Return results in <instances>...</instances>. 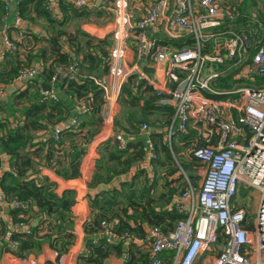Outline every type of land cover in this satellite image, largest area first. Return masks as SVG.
Segmentation results:
<instances>
[{
    "label": "built area",
    "instance_id": "1",
    "mask_svg": "<svg viewBox=\"0 0 264 264\" xmlns=\"http://www.w3.org/2000/svg\"><path fill=\"white\" fill-rule=\"evenodd\" d=\"M3 1L5 9L12 7V0ZM45 2L52 12L62 3L78 10L93 5L92 0ZM113 6L115 46L109 52L110 78L121 89L129 77L136 75L158 95L165 96L162 102L175 110L173 123L167 129V143L171 145L176 132L190 137L192 153L204 172L200 190L188 182L176 202V210L186 215L185 219L166 234L158 227L147 229V237L140 242L148 264H201L205 254L212 258L203 264H254L252 257L257 254V264H264V35L255 34L260 28H253L250 23L241 30L243 25H236L239 14L226 0H155L136 21L128 0H114ZM7 19L8 15L4 22ZM4 22H0L3 45L6 51H16L8 32L12 29L18 39L22 38L23 19L16 16L12 25ZM160 32L166 42L155 37ZM131 35L136 36L134 54L126 46ZM176 42L183 44L179 48ZM145 60L151 69L158 70L163 65L165 87L158 86L140 66L139 62ZM75 68L71 65L67 71ZM41 70L40 65L29 68L10 85L15 90L26 87L39 77ZM62 72L63 67H58L53 83ZM97 83L106 100L110 99V84L104 80ZM44 93L57 99L53 90ZM5 94V87H0V98ZM75 110L79 116L54 128L55 140L64 131L82 130L81 116L89 108L81 103ZM149 128L144 124L142 131ZM146 151L140 170H147L155 158L150 140L146 142ZM241 189L260 193L253 221L247 211L233 204ZM13 206L19 208L20 204L14 202ZM252 222L254 230L247 228ZM103 227L101 236L113 243L117 234L110 225ZM218 244L222 245L220 253L214 251ZM9 248L16 252L18 244L11 241ZM166 251H173L174 256L165 259ZM62 262L63 259L59 264ZM22 263L36 264L25 259Z\"/></svg>",
    "mask_w": 264,
    "mask_h": 264
},
{
    "label": "trees",
    "instance_id": "2",
    "mask_svg": "<svg viewBox=\"0 0 264 264\" xmlns=\"http://www.w3.org/2000/svg\"><path fill=\"white\" fill-rule=\"evenodd\" d=\"M262 4L264 0H244L240 9L232 6L239 14L236 25L242 24V30L251 21L258 20L264 26V11L260 7ZM61 5L64 12L79 14L78 9L72 6L65 3ZM11 6L5 9L4 1L0 0V22H4L6 15L8 19L20 16L23 20H32L34 19L32 13L35 12L38 18H44L51 24L55 23L52 11L48 9L45 0H16ZM27 32L23 27V37L18 40L25 39L26 41L30 38L32 34L30 31ZM63 36H68L69 40L73 41L76 54L82 55V60L79 58L72 60V57L63 50L59 43ZM32 37L35 41L39 40L37 35ZM79 37H82L80 33L73 36L68 35L66 31H56V36L49 41L51 55L48 56L47 51H42L34 57L40 62L32 67L40 65L42 70L39 76L46 82L38 83L41 94L39 102L28 103L27 101L21 117L17 115L16 108L7 107L12 109L10 112L15 111V117L0 118V202L2 201L0 212L4 211V215H10L14 228L20 230L19 233L15 231L10 235L7 233L9 228L6 231L4 226L2 228L4 224L2 223L0 235L5 237L6 242L18 241L15 254L20 258H24L31 251L39 250L43 241H49L51 248L60 258L69 252L75 241L74 226L79 205L77 192L73 189L60 191L58 181L53 176L43 174L41 169L44 165L37 163L36 159L41 156L42 152L46 154L47 149V154L43 156L48 168L54 170L65 180H78L82 176L80 168L87 152L86 146L91 143L99 126L104 122L103 106L106 104V97L97 80H101L98 79V75H106L109 71L110 51L106 47L108 44L106 40H99L97 43L89 40L83 44ZM12 41L17 47L16 51L6 52L17 55L20 43L17 40ZM175 44L180 48L183 43L176 42ZM15 55H12L11 60L6 62L7 65L9 61H12L9 63L10 67L6 66L0 71V87L12 84L21 73L32 68H24L25 63L30 64L33 61L31 56L28 61H20ZM71 65H76V68L68 74L67 69ZM58 67H63L64 72L59 73L53 83ZM74 72L83 76L77 80ZM224 82L228 83L226 80ZM44 84L51 86L55 94L54 90L59 88L65 96L70 97L73 104L68 107L71 109L73 107L75 110L77 105L86 103L89 111L81 117L84 116L85 122L87 121V124L93 128L86 130V123L83 122L82 130L64 131L60 139L55 140L52 136L54 128L63 125L71 116L68 117L70 111L62 99L57 95V99H52L49 94L44 93L46 90ZM163 97L165 96L158 95L145 80H139L136 75L129 77L123 85L119 104L123 108L138 109L146 116L141 119L128 118L126 126L119 118L115 120V127L119 132L107 139L99 149V158L88 187L107 185L114 178H120L135 168L139 171L131 181L123 182L120 188L102 189L89 195L90 213L84 225L85 248L77 264H106L111 256L123 259L125 264H148V256L137 241L140 242L147 237L149 227H158L166 234L172 232L178 222L185 219L186 215L176 210V202L180 193L172 187V184H184L185 187L181 192L183 193L188 184L182 181V175L179 172L181 170L191 172L194 170L192 166L195 165L201 167L200 162L194 158L192 153L191 138L176 132L169 145L165 138L163 139L162 132L153 130L150 134V141L153 144L155 158L151 160L150 166L156 171L154 179L151 181L146 171L139 169L147 155L146 142L140 137L143 125L150 124L147 116L158 115V120L162 119V123L168 128L173 123L174 107L164 104ZM17 100H22V96L17 95L14 101ZM65 105L68 109L64 111L66 115L58 110L60 106ZM54 112L59 116L57 122L52 121ZM74 116H79L76 110ZM11 118L13 121H10ZM46 120L48 125L54 127L45 142L36 141L34 132L49 128L44 124ZM152 124L149 125L150 129ZM66 135L79 136L81 141L79 146L74 148V152L69 155V167L57 169L51 166L52 153L50 151L59 154L60 151L55 148V145L59 143L57 145L61 146L62 138ZM177 157L180 160L179 166L175 165ZM4 159H6V164ZM190 178L197 179L198 177L191 176ZM14 202L19 203L20 207H14ZM4 205H8L6 210L3 209ZM34 215H37L38 220L35 226L31 225ZM104 224L110 225L117 234L113 243H109L101 236ZM249 229H253L252 224ZM219 239V242L223 240L222 234ZM173 256V251H166L163 254L165 259Z\"/></svg>",
    "mask_w": 264,
    "mask_h": 264
},
{
    "label": "crops",
    "instance_id": "3",
    "mask_svg": "<svg viewBox=\"0 0 264 264\" xmlns=\"http://www.w3.org/2000/svg\"><path fill=\"white\" fill-rule=\"evenodd\" d=\"M13 3L16 0H12ZM93 1V5L87 9H83L81 11H77L79 14H74L73 12H64L62 5L60 4L59 7H57L55 9L54 12H52V17L55 20V23L51 24L50 22L46 21L44 18H38L36 16V13L33 12L32 13V17L34 19H28V20H23V27L24 29L27 31H30V33L37 35V37L39 38L38 41H35L33 39V37L31 36L30 38H28L26 41L22 40L19 41L18 40V36L17 33L13 30L8 32L9 37L12 40H17L20 43V51L17 53V55H15L18 60L20 61H28L29 56H31V54H38L42 51H47L48 52V56L51 55V43L49 42L51 40L52 37L56 36V31L58 26L60 25L59 23H61L64 29V25H66V23H68L69 21H72L73 19L76 20V24L78 25L77 30L78 32H67L68 35H73L76 36L77 33H80L82 37H79L80 41L83 42V44L89 40L94 41V43H97L99 40H106L107 41V50L110 51V49L112 47L115 46V41L112 38V33L114 32L115 29V25L109 23V21H106V17H108L111 13L110 8H107V4L106 2H102L101 0H92ZM155 0H137L135 2V10H136V15L140 16L143 14V10L145 9L146 6H148V4L154 2ZM130 9V8H129ZM12 16V15H11ZM76 18V19H75ZM14 21L13 18H9L8 20L5 21V23L7 25L12 24V22ZM39 21V22H38ZM80 22V23H78ZM251 23H253V28L255 29H259V31L255 30V34H258V37H262L264 35V27L262 22L258 21V20H253L251 21ZM256 23V24H255ZM42 27L43 28L40 29L39 28ZM262 25V26H261ZM61 26V25H60ZM65 30V29H64ZM0 33H3V31H0ZM28 33V32H27ZM4 34V33H3ZM2 35V34H1ZM155 37L159 38V40L161 42H166L167 39L164 36V34L162 32L158 33L155 35ZM83 38L85 41H83ZM133 40V41H129V40ZM130 39L126 42V46H129L131 48L130 50V54H134V43L136 40V36L135 35H131ZM24 41V42H23ZM72 40H69L68 36H63L60 38L59 43L62 45L63 50L68 53L71 57L72 60H76V58H79L80 60L83 59L82 55H77L76 54V46L73 45ZM39 43H44L43 45H41ZM93 44V43H92ZM40 48V49H39ZM6 48L3 45V40L2 37L0 36V71L2 69H4L6 66L10 67V62L9 61L6 65V62L8 60H11V54L5 52ZM38 51V52H37ZM86 51H88V49H86ZM32 65H36L38 63L34 62V60L31 62ZM140 66L146 70L148 72L149 75L152 76V78L155 80V83L160 86V87H165L166 86V79H165V75H164V68L163 65H160L158 67V70L156 69V67L154 69L149 68V64L146 60L145 61H141L139 62ZM71 72L69 71L68 74H70ZM84 74V72H83ZM74 75L77 77V80L80 79L81 75L80 73H76L74 72ZM98 79L104 80L106 82H108L110 84L111 87V96L110 99L107 98V100L105 101L107 103V106H103V116H104V122L102 125L99 126V130L96 134V136L92 139L91 143L88 144L86 147V154L82 159V164H81V178H79L78 180H74V181H68L63 179L62 176L57 175V173L54 170H51L48 168V164L45 163L44 160V154L45 152L41 153V156L36 159V161H38L37 163H40V165H44V167L41 169V172L45 175H49V176H53L55 178L56 181H58V183L60 184V191L62 190H67V189H73L76 190L77 192V200L79 201V205L77 207V219L75 220V226H74V234H75V241L74 244L72 245V247L70 248L69 252L66 254V256H64L63 262L62 264H77V260L79 258V256L81 255V253L84 251L85 248V231H84V225L88 219V215L90 213V209H89V195L94 194L99 192L102 189H113V188H120L121 184L123 182L126 181H131L133 179V177L136 175V173L139 171L138 169H134L132 172L121 176L120 178H114L110 183H108L107 185H103V186H97L95 188H89L88 187V182L95 170V166H96V162L97 159L99 158V149L101 148V146L103 145V143L109 139L111 136L115 135L116 133H118L119 131L117 130V128L115 127V120L117 118H119L121 120V123L123 125H128V118H135L136 116L134 115V111L131 110H135V112L140 113L141 118H144L146 115L143 114V112H140L138 109L135 108H124L122 107V105L119 104V99L121 96V92H122V88L119 89V84L117 81L112 80L109 76V74L107 73L105 74H100L98 75ZM37 82L39 84H43L46 83L44 81V78H42L41 76L37 77ZM123 87V86H122ZM56 88V87H55ZM6 90V94L5 97H3L2 99L0 98V104L8 102L9 100H14L16 98V96H19V93H17V90H15V88L12 85H7L5 87ZM56 92V95L58 96V98L62 99V101H64L68 106H70V104H73V100H70V97H67L64 95V93L62 91H60L59 88H56L54 90ZM61 101V102H62ZM52 102V101H51ZM58 102H60L58 100ZM64 103V104H65ZM11 108H23L26 107L25 105H21L20 101H11L10 102ZM10 105H8V107H10ZM65 106H60L58 108V110L65 114L64 111H70L69 116H74L75 110ZM48 108H50L48 106ZM123 109V110H122ZM8 110H12L9 109ZM127 111V113H126ZM18 115V114H17ZM21 115V113H20ZM66 115V114H65ZM106 115L108 116L106 118ZM21 117V116H20ZM150 124H154V122L156 123L155 125H151V129L149 128V131L144 132L142 131L141 133V138L147 142L150 139V134L151 132H153V130H156L158 132H162L164 134L163 139L165 138L166 140V134H167V129L168 127H165L164 124L162 123V119L161 121L158 120V115H152V116H147ZM0 118L3 119V115H0ZM59 116L57 115L56 112L53 113V118L52 121L53 122H57ZM70 118V117H69ZM138 118V119H141ZM164 118V117H163ZM85 117H81L82 123H86L85 125V129L86 130H90L93 127L89 126V124H87V121L85 122ZM10 121H13V118L10 119ZM44 124L47 126V120L44 121ZM149 124V125H150ZM49 128L41 130V131H37L34 132L35 135V139L36 141L39 142H45L53 127H51V125H48ZM153 127V128H152ZM193 133V131H191ZM194 134V133H193ZM190 138V137H189ZM81 141V138L79 136H74V135H66L62 138V144L57 145L59 143H57L55 145V148L58 149L60 151V153H54L52 151H50V153H52V159H51V166L55 167L57 169H63L66 167H69V161H70V157L69 155H71L74 152V148L79 146V143ZM46 154H47V149H46ZM45 154V155H46ZM5 158V157H3ZM4 162L6 164V159H4ZM201 167H199L198 169H200ZM147 173V177L152 181L155 177L156 171L154 170V168H151L150 163L148 166V169L145 170ZM161 172V171H159ZM200 173V175L202 176V180H203V170L200 169L198 171ZM190 173V172H188ZM191 174V173H190ZM34 177V176H33ZM197 177V176H196ZM160 189V188H159ZM161 190V189H160ZM253 191V190H251ZM249 192L250 190H245V189H241L237 198L234 200L233 204L237 209H243L245 211H247L248 213V217L251 218V213H256L257 216V212H258V208L260 205V193L258 191H254L251 195L252 198V210H247L246 207H249L248 202H245V200L247 201V199L249 200ZM258 192V193H256ZM258 194V195H257ZM253 210H255V212H252ZM12 218L10 215L5 214L3 215L2 219H0V229H1V225L2 223H4L2 225L6 228L7 233H9L10 235L12 233H15V231H17L19 233V229H15L14 225L12 223ZM38 223L37 220V215L33 216V219L31 220V225L35 226ZM253 225V229H255V225L254 222L250 223L249 225H247V228L249 229L250 225ZM6 233V234H7ZM0 241H3V245L1 244L0 247V264H23L22 263V259L17 257L15 254L12 253V251L9 248V243L11 241H7L5 240L4 236L0 235ZM138 245L140 244L141 249H142V244L141 242L137 241ZM4 246V247H3ZM3 247V248H2ZM30 255V258L34 257L38 260L39 263L41 264H56L57 262V257H56V253L55 251L51 248V245L49 243V241H43L41 248L39 250H34L28 253ZM27 254V255H28ZM212 257L209 258L208 254H205L202 259H201V264H203L205 261L209 262L210 259ZM258 254L256 256L252 257V261L254 264L258 263ZM106 264H125L124 260L121 258H118L116 256H111Z\"/></svg>",
    "mask_w": 264,
    "mask_h": 264
},
{
    "label": "rangeland",
    "instance_id": "4",
    "mask_svg": "<svg viewBox=\"0 0 264 264\" xmlns=\"http://www.w3.org/2000/svg\"><path fill=\"white\" fill-rule=\"evenodd\" d=\"M137 0H128V2H129V4H130V13H131V16L133 17V20H138L139 19V16H137L136 15V10H135V2H136ZM102 2H106V3H108L107 4V8H110V10H111V13H110V15L108 16V17H106V21H109V23H111V24H114L115 25V21H116V15H115V11H114V6H113V2H114V0H103ZM226 2L229 4V5H231V6H235L237 9L239 8L240 9V7L242 6V4H243V2H244V0H226ZM264 4H262V5H260V7H262L261 8V10L262 11H264ZM81 10H83V9H79L78 11H81ZM76 19V18H75ZM76 20H72V21H69L68 23H66V25H64V29H63V25L61 24V23H59L60 25L58 26V28H57V31H66V32H71V33H73V32H78V30H77V24H76V22H75ZM39 22V21H38ZM78 23H80V22H78ZM39 28H40V25H39ZM43 28V25H42V27L40 28V29H42ZM30 34H32V33H30ZM35 34H32V36H34ZM83 41H85L84 40V38H83ZM129 41H133V40H129ZM40 44V47H41V45H43L44 43H39ZM40 49V48H39ZM19 51H20V49H19ZM18 51V52H19ZM6 52V51H5ZM38 52V51H37ZM11 54V57H12V55H14L15 53H10ZM37 54H31V57L33 58V60H34V62H36V63H39L40 61H39V59H36V58H34L35 56H36ZM33 65H32V63H30V64H28V63H25V67L24 68H26V67H32ZM3 86H1V88H2ZM4 88V87H3ZM39 84H38V82H37V78L34 80V82L33 83H30V84H28V86H26V87H23V88H20V87H18V89H17V93H19V95L20 96H22V100H20L21 101V105H25L26 106V103H27V101H28V103H30L31 101L32 102H39V98H40V91H39ZM11 101H14V100H9L8 102H5V103H2V104H0V115L2 116L3 115V117L6 119L7 117H12V116H14L15 117V115H14V112L16 111L17 112V114L20 116V113H22L23 112V108H16V110L14 111V112H10V111H12V110H8V105H10V102ZM10 107H11V105H10ZM124 109V108H123ZM122 109V110H123ZM131 111H134V115L137 117V118H141V115H140V113H138V112H135V110H131ZM126 113H127V111H126ZM6 116V117H5ZM108 116L106 115V118H107ZM156 123H154V125H155ZM149 126V125H148ZM179 158L177 157L176 159H175V165H178L179 166ZM192 167H194V170L193 171H191L190 173H188V172H184V171H180L179 173L182 175L181 177H182V181L184 182V183H187L188 184V182H190L193 186H194V188L197 190V191H199L200 190V186H201V184H202V176L200 175V173L198 172L200 169H202V167L200 168V169H198L200 166L199 165H195V166H192ZM177 176H179V175H177ZM191 176H193V177H198L197 179H192V178H190ZM172 187H174V188H176L177 190H178V193H180V195L182 194L181 192H182V190H183V188L185 187V185L184 184H172ZM254 191H250L249 192V195H250V197H249V200L247 199V201L245 200V202H248V204H249V207H246V209L247 210H252V206H251V203H252V198H251V194L253 193ZM256 193H258V192H256ZM258 195V194H257ZM1 204H2V201L0 202ZM8 208V206H6L5 208H3L4 210H6ZM252 212H255V210H253ZM3 215H4V211L3 212H0V216H2L3 217ZM251 218H252V221L253 220H255V218H256V213H251ZM16 243L17 244H19L18 243V241H16ZM220 243H222V241L220 242ZM1 244L3 245V241H0V247H1ZM4 247V246H3ZM2 247V248H3ZM221 248H222V245L221 244H218L215 248H214V251H216L217 253H220V251H221ZM12 253L13 254H15V252H13L12 251ZM56 253V257H57V262H56V264H59V261L64 257V256H66V255H63L62 257H60L59 258V256H58V254H57V252H55ZM16 255V254H15ZM17 256V255H16ZM18 257V256H17ZM20 258V257H19ZM59 258V259H58ZM21 259H25V260H28V261H35L36 262V264H41V263H39L38 262V260L34 257V259L33 258H30V255L28 254H26V256L24 257V258H21ZM28 263H30V262H28Z\"/></svg>",
    "mask_w": 264,
    "mask_h": 264
},
{
    "label": "water",
    "instance_id": "5",
    "mask_svg": "<svg viewBox=\"0 0 264 264\" xmlns=\"http://www.w3.org/2000/svg\"><path fill=\"white\" fill-rule=\"evenodd\" d=\"M70 72L72 73V71ZM43 86L46 88V90L51 91V86H47L46 84H44Z\"/></svg>",
    "mask_w": 264,
    "mask_h": 264
},
{
    "label": "clouds",
    "instance_id": "6",
    "mask_svg": "<svg viewBox=\"0 0 264 264\" xmlns=\"http://www.w3.org/2000/svg\"><path fill=\"white\" fill-rule=\"evenodd\" d=\"M48 91V90H47ZM50 92V91H49Z\"/></svg>",
    "mask_w": 264,
    "mask_h": 264
}]
</instances>
